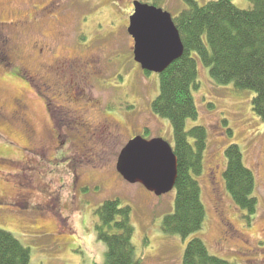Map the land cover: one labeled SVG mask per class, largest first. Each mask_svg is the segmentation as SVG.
I'll return each mask as SVG.
<instances>
[{"label": "rangeland", "instance_id": "374dc122", "mask_svg": "<svg viewBox=\"0 0 264 264\" xmlns=\"http://www.w3.org/2000/svg\"><path fill=\"white\" fill-rule=\"evenodd\" d=\"M136 1L144 0H0L8 54L0 59V229L29 249V264H94L82 241L95 231L97 207L117 199L130 208L140 264H182L194 236L219 258L264 264V122L252 110V91L219 85L198 66L197 114L186 122V129L201 125L207 133L198 232L182 238L162 231L175 188L156 195L116 170L135 136L173 143L169 120L151 110L158 75L133 58L128 27ZM159 7L175 16L185 2L163 0ZM230 143L254 174L257 208L250 216L225 188Z\"/></svg>", "mask_w": 264, "mask_h": 264}, {"label": "trees", "instance_id": "16d2710c", "mask_svg": "<svg viewBox=\"0 0 264 264\" xmlns=\"http://www.w3.org/2000/svg\"><path fill=\"white\" fill-rule=\"evenodd\" d=\"M185 7L173 21L178 29L182 55L161 73L159 93L151 102V110L167 118L173 132V153L177 171L174 183L173 210L163 217L161 229L182 238L202 229L205 207L198 176L202 171L206 149V130L201 125L186 129L195 119L197 107L192 93L197 85L198 66L208 72L219 85L233 84L237 90L253 92L252 110L264 122V0H247L250 6L240 9L231 0H183ZM160 6L163 0H144ZM5 35L0 32V59L6 62ZM225 188L234 204L247 215L257 208L254 195L255 178L242 157L237 144L224 148ZM97 239L107 246L103 264H140L131 241L133 226L129 206H119L108 199L95 210ZM30 251L14 235L0 229V264H29ZM182 264H234L211 254L197 236L187 242Z\"/></svg>", "mask_w": 264, "mask_h": 264}, {"label": "water", "instance_id": "95a60500", "mask_svg": "<svg viewBox=\"0 0 264 264\" xmlns=\"http://www.w3.org/2000/svg\"><path fill=\"white\" fill-rule=\"evenodd\" d=\"M128 33L134 40L133 58L144 70L161 73L183 53L172 16L160 7L136 1ZM116 170L127 182L161 195L174 187L177 162L164 140L135 137L121 150Z\"/></svg>", "mask_w": 264, "mask_h": 264}, {"label": "clouds", "instance_id": "9594fccd", "mask_svg": "<svg viewBox=\"0 0 264 264\" xmlns=\"http://www.w3.org/2000/svg\"><path fill=\"white\" fill-rule=\"evenodd\" d=\"M89 226H91V224H89ZM96 236V232L92 231L82 242L87 246L89 259L94 261V264H103V253L107 251V246L102 241H98ZM93 241H95V243H93Z\"/></svg>", "mask_w": 264, "mask_h": 264}, {"label": "flooded vegetation", "instance_id": "af4514ba", "mask_svg": "<svg viewBox=\"0 0 264 264\" xmlns=\"http://www.w3.org/2000/svg\"><path fill=\"white\" fill-rule=\"evenodd\" d=\"M56 68H57L58 71L60 72V75L58 74V75L60 76V79H61V78L63 79V78H64V75H62V70L60 69L59 66H57ZM59 69H60V70H59ZM51 70H52V72L57 71L56 69H53V68H51ZM64 81H65V80H64ZM66 83H67L68 85H70V84L72 85V84H73V82H72L71 80L66 81Z\"/></svg>", "mask_w": 264, "mask_h": 264}]
</instances>
